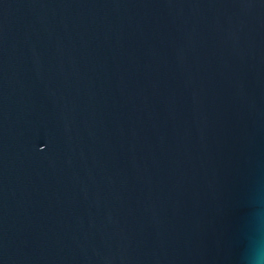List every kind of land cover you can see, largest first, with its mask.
Listing matches in <instances>:
<instances>
[{
    "label": "water",
    "instance_id": "95a60500",
    "mask_svg": "<svg viewBox=\"0 0 264 264\" xmlns=\"http://www.w3.org/2000/svg\"><path fill=\"white\" fill-rule=\"evenodd\" d=\"M0 264H264V0H0Z\"/></svg>",
    "mask_w": 264,
    "mask_h": 264
}]
</instances>
